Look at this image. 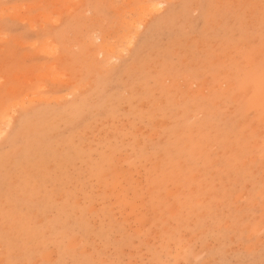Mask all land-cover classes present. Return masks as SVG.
I'll return each mask as SVG.
<instances>
[{"label":"rangeland","instance_id":"374dc122","mask_svg":"<svg viewBox=\"0 0 264 264\" xmlns=\"http://www.w3.org/2000/svg\"><path fill=\"white\" fill-rule=\"evenodd\" d=\"M262 16L0 0V264H264Z\"/></svg>","mask_w":264,"mask_h":264},{"label":"snow or ice","instance_id":"6c2138e0","mask_svg":"<svg viewBox=\"0 0 264 264\" xmlns=\"http://www.w3.org/2000/svg\"><path fill=\"white\" fill-rule=\"evenodd\" d=\"M262 7H264V0H262ZM261 26H262V29H264V16H262ZM261 107H262V110H264V97H262V99H261ZM261 164H262V166H264V158H262ZM88 264H119V262L94 261V262H88Z\"/></svg>","mask_w":264,"mask_h":264},{"label":"bare ground","instance_id":"6f19581e","mask_svg":"<svg viewBox=\"0 0 264 264\" xmlns=\"http://www.w3.org/2000/svg\"><path fill=\"white\" fill-rule=\"evenodd\" d=\"M156 21V20H155ZM178 22V21H177ZM155 23V22H154ZM153 28V27H152ZM151 35V34H150ZM146 36V35H145ZM148 37V36H147ZM145 39V38H144ZM26 120H28V119H26ZM25 123H27V122H25ZM23 124H24V122H23Z\"/></svg>","mask_w":264,"mask_h":264}]
</instances>
